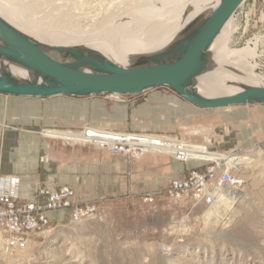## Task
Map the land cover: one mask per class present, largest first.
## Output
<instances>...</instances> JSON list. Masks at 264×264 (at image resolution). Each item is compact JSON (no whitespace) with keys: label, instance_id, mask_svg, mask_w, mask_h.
I'll return each mask as SVG.
<instances>
[{"label":"rangeland","instance_id":"1","mask_svg":"<svg viewBox=\"0 0 264 264\" xmlns=\"http://www.w3.org/2000/svg\"><path fill=\"white\" fill-rule=\"evenodd\" d=\"M0 1L33 27L58 29L83 39L106 27L104 16L114 0H69L55 6L51 3L52 8L40 1L41 9L17 5L21 0ZM234 27L228 47L255 49L256 71L264 80V0H245L234 14ZM100 41L105 42L81 43ZM208 111L227 117L225 131L218 124L205 132L201 127L185 126L163 132L93 127L178 137L212 152L248 153L255 161L245 163L239 171L247 200L233 205L236 220L232 225L222 228L220 220H206L209 207L194 205L189 199L173 201L161 196L145 203L141 194L114 196L98 200L100 212L95 218L53 221L26 249L13 254L0 251V264H264V104Z\"/></svg>","mask_w":264,"mask_h":264},{"label":"crops","instance_id":"2","mask_svg":"<svg viewBox=\"0 0 264 264\" xmlns=\"http://www.w3.org/2000/svg\"><path fill=\"white\" fill-rule=\"evenodd\" d=\"M199 108L171 87H159L122 97L53 96L48 98L0 93V175L19 179L21 198H31L37 187L68 185L77 201L105 200L142 194L186 175L196 161L180 162L170 155L150 152L128 159L88 143L66 141L48 130L82 131L87 126L137 132L175 131L182 126L205 132L227 117ZM264 126V121L262 123ZM194 133V132H193ZM59 221L67 211H52Z\"/></svg>","mask_w":264,"mask_h":264},{"label":"water","instance_id":"3","mask_svg":"<svg viewBox=\"0 0 264 264\" xmlns=\"http://www.w3.org/2000/svg\"><path fill=\"white\" fill-rule=\"evenodd\" d=\"M244 1L219 0L214 8L204 9L160 59H134L115 67L74 58L79 52L100 53L104 43L52 47L0 16V93L38 98L123 96L168 86L199 108L264 104L262 85L232 82L239 90L220 95H205L198 89V78L216 67L214 41ZM11 66L25 70L27 76H17Z\"/></svg>","mask_w":264,"mask_h":264},{"label":"bare ground","instance_id":"4","mask_svg":"<svg viewBox=\"0 0 264 264\" xmlns=\"http://www.w3.org/2000/svg\"><path fill=\"white\" fill-rule=\"evenodd\" d=\"M40 1L46 2L48 7L51 3H53L52 5H58L69 2V0H21V3L17 5L27 9L35 7L41 9L42 7L38 5ZM56 1L58 2L56 3ZM218 2L219 0H114L109 2L111 4L109 10H107L109 12L108 14L105 13L106 15L104 16L106 27L101 32H96L92 36H86L83 39L71 38L58 31V29H47L35 25L33 27L30 25L31 22L29 24L23 21L20 15L16 14L5 4L6 2L0 1V16L41 44H47L52 47L79 45L81 41L85 40H91V42L92 40H105V46L101 49L90 46L98 49L100 53L79 52L74 58L94 62L106 67H115L117 64L127 65L134 59L149 61L160 59L177 39L182 29L192 19L204 9L208 7L214 8ZM50 8L52 7L50 6ZM234 31L233 15L211 48L214 52L216 67L211 72L198 78V89L202 94L220 95L234 93L239 90V87L233 83L264 86L263 76L256 71L259 64L254 61L255 49L247 47L231 49L228 47ZM56 54L59 55L57 52ZM11 70L17 76H27V72L21 68L11 66ZM193 132L195 133L196 131ZM46 134L72 142L87 143L91 141L100 146L125 138V141L131 144H142L153 151L175 152L177 149H183L184 153L195 154V156L224 159L231 168L237 171L242 170L245 163L255 161L248 153L243 155L212 152L206 146L199 144L183 148L180 145L184 144L186 140L177 142L174 138L158 134L122 135L119 132L90 126L78 132L48 130ZM132 138H135V140H132ZM240 189L237 192V196H235L236 199L224 201L220 206L208 208L209 210L204 216L205 219H216V222L220 220L222 228L232 225L236 220L235 203L247 198L245 191L242 188Z\"/></svg>","mask_w":264,"mask_h":264},{"label":"built area","instance_id":"5","mask_svg":"<svg viewBox=\"0 0 264 264\" xmlns=\"http://www.w3.org/2000/svg\"><path fill=\"white\" fill-rule=\"evenodd\" d=\"M119 133L131 136L145 135L136 132ZM174 139L177 142L183 141L178 137ZM87 143L109 153L123 155L128 159H140L147 153L157 152L170 155L180 162L196 161L198 163V166L192 168L186 175L171 178L162 190L141 194L145 203H151L156 198L165 196L173 201L189 199L194 205H205L210 208L220 206L224 201L236 199L237 192L244 186V179L239 171L231 168L221 158L195 156V154L184 153L183 149H177L175 152L153 151L142 144H131L125 141V138L101 146L91 141ZM193 145L186 141L180 146L185 148ZM75 198V190L68 185L58 188L37 187L31 198H21L19 179L0 175V251L13 254L26 249L36 235L51 226L54 221L50 216L52 211H67V217L72 222L95 218L100 212L98 200L77 201Z\"/></svg>","mask_w":264,"mask_h":264}]
</instances>
